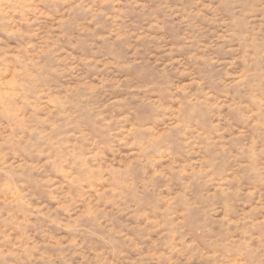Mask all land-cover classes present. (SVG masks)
I'll use <instances>...</instances> for the list:
<instances>
[{
  "label": "rangeland",
  "instance_id": "1",
  "mask_svg": "<svg viewBox=\"0 0 264 264\" xmlns=\"http://www.w3.org/2000/svg\"><path fill=\"white\" fill-rule=\"evenodd\" d=\"M0 264H264V0H0Z\"/></svg>",
  "mask_w": 264,
  "mask_h": 264
}]
</instances>
